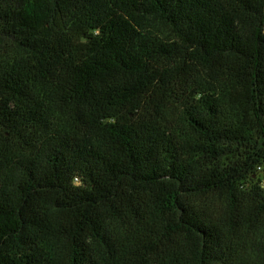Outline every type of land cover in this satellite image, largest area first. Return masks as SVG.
Here are the masks:
<instances>
[{
	"label": "trees",
	"instance_id": "1",
	"mask_svg": "<svg viewBox=\"0 0 264 264\" xmlns=\"http://www.w3.org/2000/svg\"><path fill=\"white\" fill-rule=\"evenodd\" d=\"M264 0H0V264H264Z\"/></svg>",
	"mask_w": 264,
	"mask_h": 264
},
{
	"label": "rangeland",
	"instance_id": "2",
	"mask_svg": "<svg viewBox=\"0 0 264 264\" xmlns=\"http://www.w3.org/2000/svg\"><path fill=\"white\" fill-rule=\"evenodd\" d=\"M258 176L260 178L261 183L264 185V167L258 170Z\"/></svg>",
	"mask_w": 264,
	"mask_h": 264
}]
</instances>
